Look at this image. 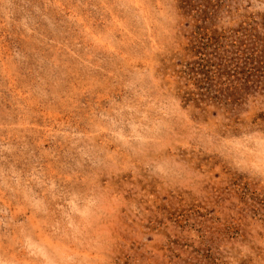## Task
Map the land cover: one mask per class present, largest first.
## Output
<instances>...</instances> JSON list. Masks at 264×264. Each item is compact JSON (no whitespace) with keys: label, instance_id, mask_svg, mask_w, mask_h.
<instances>
[{"label":"rangeland","instance_id":"obj_1","mask_svg":"<svg viewBox=\"0 0 264 264\" xmlns=\"http://www.w3.org/2000/svg\"><path fill=\"white\" fill-rule=\"evenodd\" d=\"M0 264H264V0H0Z\"/></svg>","mask_w":264,"mask_h":264}]
</instances>
